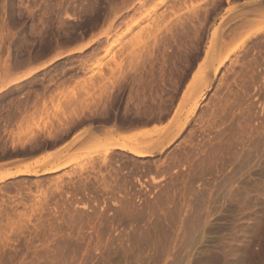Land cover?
<instances>
[{"label":"rangeland","instance_id":"rangeland-1","mask_svg":"<svg viewBox=\"0 0 264 264\" xmlns=\"http://www.w3.org/2000/svg\"><path fill=\"white\" fill-rule=\"evenodd\" d=\"M20 166L0 264H264V0H0Z\"/></svg>","mask_w":264,"mask_h":264},{"label":"bare ground","instance_id":"bare-ground-1","mask_svg":"<svg viewBox=\"0 0 264 264\" xmlns=\"http://www.w3.org/2000/svg\"><path fill=\"white\" fill-rule=\"evenodd\" d=\"M109 146H110V144H109ZM122 147H124L127 151L129 150L130 153H133L136 156H140V157L142 156L143 157L145 155V154H143V152H140V151H138V150H136L134 148H131V147L126 148V146H122ZM114 148H115V146H114ZM107 151H109V150H107ZM20 167H22V168H19L18 167L13 172H9L8 171V172H6L4 174H1V176H0V182L3 181L4 179L11 178V177H15V176H18V175L25 174V173H28L29 172V170L27 169L26 166H24V167H26V169L23 166H20Z\"/></svg>","mask_w":264,"mask_h":264}]
</instances>
